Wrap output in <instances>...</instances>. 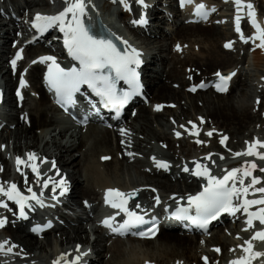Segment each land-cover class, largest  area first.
Here are the masks:
<instances>
[{"label":"bare ground","instance_id":"bare-ground-1","mask_svg":"<svg viewBox=\"0 0 264 264\" xmlns=\"http://www.w3.org/2000/svg\"><path fill=\"white\" fill-rule=\"evenodd\" d=\"M8 1V4L6 0L0 2V40L2 41L0 46V74L5 80L6 87H9L12 83L14 76L18 77L24 61L31 60L40 51H47L46 48L38 44L27 46L23 48L24 61L15 70H7V63L5 66L2 65L4 57L9 54L13 43L16 41V31L19 30L22 34L26 33V26L23 21L29 17V14L34 15L35 10L33 8L35 6L47 4L46 0H22L24 2L22 7L19 4V0ZM205 1L215 4L219 0ZM160 4L161 1H157L150 13L154 19L158 17H161V19L156 21L157 25L154 27L155 30L152 32V36L143 38V45L151 52V64L149 67L147 66V69L152 70L151 72L153 73L151 75L147 73L145 76V84L147 85L146 97L151 96V101L155 105L154 108L147 107L144 104L138 105L132 118L133 123L129 122L127 123L128 126H123V129H125L123 135H119L121 131L113 134L108 130L98 131L93 125L79 131H71L65 121L57 120L54 117L57 111L51 105L49 96L40 83L41 73L45 69L41 65L29 68L27 75L31 88L37 93V99L30 98L25 91L22 108L18 110L14 98L8 97L7 103L8 107L11 108V115L6 116V122L0 130V145H5L0 148V165L3 168L1 176L3 177L9 170L6 155L10 149L18 156L23 151L44 155L48 160L56 162L57 168L67 172L73 183V191L75 190V195L72 194L71 196V198H74L71 200V204L81 209V213L74 220L66 218L68 227L55 226L52 230L43 233L40 240L29 234L24 226H17L15 222L10 221L0 235L6 237L7 240L9 239V246H17L15 251L24 258L25 262L43 261L46 264H48L47 262L52 263L56 260L58 252L66 254L70 249L76 248L78 244L88 243V235L84 225L90 224L94 232L100 234L101 230L95 224L94 216L99 206V203L96 204V202L103 191L116 189L122 193H132L136 190L139 191L140 198L147 202L148 198L153 199L159 194L179 199L184 197L187 191L193 189V180L183 175L182 171L173 177L161 170H156L155 164L152 169L148 166L147 160L150 155L159 154L163 160L169 161L174 169L178 167L181 170L184 165L193 166L204 162L200 159V155L197 152L193 153L191 150L199 151L202 149V151H205L202 157L203 160L212 152L209 151L205 144L198 145L196 141L194 142L189 138L183 137L177 141L176 133L179 132L185 135V132L173 128L167 121L164 122V116H168V118L175 117L179 121L185 119L196 120L197 117H202L205 122L215 125L219 128L218 130L223 129L230 136L247 130L252 124L261 123V116L253 109L256 106L252 107V104H249L248 99L251 98H247V94L243 91L239 97H236V95L225 101L223 99L224 95L214 94L209 89L203 90L205 88L202 87V89L198 82L195 86L197 89L195 95L190 94V90L186 94L182 91L184 87L187 88L189 85L194 84L193 81L197 74L195 71L205 75L212 68L217 69L214 75L216 72L223 75L234 73L232 86H241L242 90H247L246 82L244 78L242 79V74L235 64V62L237 64L244 62V56L238 53L234 54L233 51L227 52L224 49L225 43L233 40L234 37L231 24L226 25L228 26L226 31H222V28L214 23L203 26L201 23L186 24L180 22L176 26L179 13L183 12H179L175 5L171 6L169 4L172 7L170 10H176L177 14L172 20L173 25L176 27L171 37L168 38L169 36L167 37V34L161 28V24L165 22L164 17H162V14L156 15L161 9ZM105 6L106 2L103 4L102 9ZM223 6L224 4H221L220 8ZM11 13L13 15H22V21L20 23L16 22L14 17L9 16ZM127 16L126 10H122L119 13L120 20L126 21ZM9 23L11 28L6 27ZM125 25L127 27V22ZM131 32L137 35L136 32ZM191 38L203 42H211L217 39H224L225 41H222L221 51L218 52L220 56L216 58L210 54L209 59H202L201 51L193 50L191 52L188 46L180 53L175 47H170L171 42L174 43V41L184 46L186 40L190 41ZM165 40H169L166 48L165 44L162 43ZM21 41L22 39L18 40L17 47L13 50L20 47ZM258 44V40H254L252 44L257 49L254 54L256 63L264 59V49L258 47ZM190 47L192 49V46ZM165 52L166 55L162 56ZM157 61L160 62V67L156 65ZM187 67L189 70L194 69L193 78L189 79L191 74L189 75L190 72L186 71ZM211 78L213 76L202 80L206 82ZM173 83H177L179 89L175 88ZM230 89L228 93H230ZM260 99L264 101V91L260 92ZM182 100L185 102L182 103ZM169 102L176 104L175 110L167 109L162 113L156 110V105L163 106L164 103ZM20 115H23V118H20ZM24 119H28V125L23 123ZM174 129L176 131L171 136L168 131ZM68 132L70 133L68 134ZM251 137L249 136V138ZM214 139H216V136H214ZM118 141H123V145L120 146ZM230 143L231 138L228 140V144ZM153 144L166 145L167 152L160 148H155ZM213 145L217 147L218 151L221 150L220 146L216 144V140ZM240 151L244 150H237L234 153ZM135 152L148 157L147 160L140 162L135 155H131L130 158L129 156H124V153L132 154ZM118 156H121V161L118 160ZM210 156L214 157L215 155L211 154ZM105 157L107 159L111 157V163L107 159L102 161V158ZM132 158L136 169L134 170V176H131L123 166V163ZM146 166L150 169H142ZM18 187L23 189L21 180L18 181ZM151 187L156 190L157 195L149 190ZM77 198L80 199L77 200ZM84 201L92 204V210H86ZM154 201L155 199H153L152 203ZM7 205L9 208L7 207L5 214L9 220V218L12 219L9 213L11 204ZM235 223L237 221L233 220L230 221L233 226L224 225L221 228V233L210 239V241L207 240L210 231L207 237L200 239L197 236L161 230L156 239L162 234L163 249L154 254L152 253L153 251L149 253L147 250L148 253L135 252L132 246L135 240L132 238H128L127 242L121 241L119 238L114 240L105 238L102 245L97 243V241L91 244V247L95 248L91 264H145L146 262L150 264H171V262L172 264H180L177 263L178 260H182V264H192L195 263L194 261H196L198 256H200L198 257L200 261L207 257L208 264H215L217 259L228 258L230 249L234 248V253L237 256L240 252L237 249L242 250V247H245L244 241L247 240V236L238 234V228ZM52 235L54 237L53 240L51 239ZM155 240L138 241V243L148 246L154 244ZM127 245L129 249L125 248ZM217 248L220 250L219 252L215 250ZM234 253L232 254L234 255Z\"/></svg>","mask_w":264,"mask_h":264},{"label":"snow or ice","instance_id":"snow-or-ice-1","mask_svg":"<svg viewBox=\"0 0 264 264\" xmlns=\"http://www.w3.org/2000/svg\"><path fill=\"white\" fill-rule=\"evenodd\" d=\"M124 3V0H120ZM138 3L143 4L144 0H137ZM181 5H183L186 0H180ZM191 2V0H187ZM91 3V0H64L65 6L59 12L54 15H45L41 13H36L31 20V25L38 32L47 31L49 28L59 27V30L64 34V47L67 49L68 55L75 61H78V67L63 68L57 62L56 58L53 56H42L39 58L41 63H48V71L45 74V82L48 84L50 89H53L56 94L57 103L60 104H74V96L80 91L81 85H87L92 92L100 98V102L105 108L115 109L117 115H119L120 110L128 103L133 95H136L140 91L139 74L136 68L140 66V52L131 48L129 51L127 48L124 50L118 49L117 45L113 43V40L109 38L114 36V34L109 33L108 35L97 34L93 29L94 25L89 21L85 22L84 17L87 14V4ZM237 5V12L240 11V5L242 0H234ZM248 9V18L252 27L256 29L253 37L247 39L258 40V47L264 49V28H261L255 20V13L252 10V5L249 3L246 5ZM95 8V5H93ZM205 6L199 4L196 6V13L203 18H207V11H204ZM214 11V9H212ZM134 24H145L147 21L141 15L139 20L133 21ZM236 32L240 33V38L242 41L247 42V39L241 33L240 27V16H236ZM117 40H121V43L127 45V41L122 40L120 37H115ZM232 46L231 42L225 43V48H230ZM179 49V45H177ZM21 59V52L17 51L15 58L10 62L13 70L16 67V61ZM36 61H33L35 63ZM135 66V67H134ZM114 73V76L112 75ZM220 77V83L216 84L217 91H226V81L230 79L229 76H221L220 73H216ZM117 80H124L128 85L129 89L121 91L116 87ZM25 81L23 76L20 79V86L23 87ZM202 86V85H201ZM195 91L196 88L190 89ZM16 95L20 97V90L17 89ZM259 103V101H257ZM160 105H156V110L160 109ZM135 114V113H133ZM203 123V120L201 119ZM183 127V125H181ZM195 125L193 128L195 129ZM125 132L121 129V134ZM190 134H196L192 132ZM177 137L180 133H176ZM207 135L211 136L212 132H208ZM228 138L226 136L222 137L220 143L223 145ZM197 143L201 141L197 140ZM123 143V141H121ZM247 143V142H246ZM0 145V148H3ZM257 147L264 148V141L254 140L249 143L247 150L244 153H235V156H240L241 154L247 156H258L260 159H264V155L255 151ZM30 161L35 159L34 153L27 154ZM205 157V159H209ZM104 159H107L105 157ZM223 159V157H221ZM153 161L158 168L167 169L169 167L168 163L165 161H158L153 157ZM22 160L19 156L16 157L17 170L20 171L19 165ZM256 165L253 163L248 168L241 169H231L226 172L223 177H217L210 174V168L201 164H196L195 175L202 176L207 179V184L203 187V190L196 193L195 195H190L187 197V206L178 207L176 212L172 213L177 219L181 221H189L191 224L196 225L200 229L205 231L211 221L216 220L222 213H227L229 215H235V213L242 208V210L248 215L246 221L249 227L252 226L253 219L259 220V223L264 225V207H260L255 212H250L249 208L252 205H264V197L260 199H246L249 190L252 189L253 185L259 183V179L252 176L251 169H254ZM185 171H188L185 168ZM264 171V169H261ZM32 172L39 175L37 171V166H32ZM23 175V173H22ZM243 177H251V183L245 184ZM27 182V181H26ZM39 182V181H38ZM237 182H239L237 184ZM44 187L48 186V181H43ZM59 187V195L63 196L67 192L66 182L61 181L59 185L54 184L52 186L53 192ZM155 191V189H153ZM255 192L264 193V187L255 188ZM28 192L31 196H25L20 193L17 189V185L12 183L7 189L0 185V196L7 197L8 200L13 201L18 206V213L20 219H27L26 209L34 210L31 201H35L40 207H44V201L40 198L43 195L41 192L40 196H37L35 192L32 191L31 187L28 188ZM136 195L135 190L132 193H122L116 189H108L105 193V203L109 204L112 208L118 209L123 212L126 216L122 224L114 226V217L109 216L105 218L101 223L114 232H124L135 228L137 225L144 223V218L142 215L135 211L129 210L126 207L128 199ZM127 197V198H126ZM53 200L57 197L54 195ZM156 203L159 204V197L154 198ZM183 199V198H181ZM239 200L241 203H236L234 201ZM179 205V200L177 201ZM0 207L7 208L8 205L0 200ZM137 208L140 207L139 204L136 205ZM194 210V214H193ZM119 214V213H117ZM6 218L0 217V228H3L6 224ZM50 227L51 225H46ZM44 226L34 227L32 231L36 232L41 230ZM155 226L153 225V228ZM141 237L154 235L153 229H148L147 232L139 231L133 233ZM259 238L264 241V230L256 232L252 239L255 240ZM247 248L243 250L248 253V257H241L232 264H251V260L260 256H264V252H253L252 245L250 242ZM8 241L0 242V252H5L10 254L13 252L15 245L8 246ZM79 249V246H77ZM217 252L220 250L215 249ZM64 259V254H62L59 260H54L52 264H61ZM205 264H207V257L203 258ZM75 260L70 262H65V264H76Z\"/></svg>","mask_w":264,"mask_h":264},{"label":"rangeland","instance_id":"rangeland-1","mask_svg":"<svg viewBox=\"0 0 264 264\" xmlns=\"http://www.w3.org/2000/svg\"><path fill=\"white\" fill-rule=\"evenodd\" d=\"M230 1V0H229ZM163 2H164V0H163ZM263 3H264V0H262V1H258V4H257V8L259 9V11L260 10H262V8H263ZM11 4H12V2H11ZM163 4V3H162ZM230 5V6H229ZM15 6V5H14ZM11 7H12V5H11ZM16 7V6H15ZM226 7V8H225ZM222 10H220V11H218L217 12V14H216V17H213L212 19L213 20H215V23L214 24H218V26L220 25V27L222 28L221 30L222 31H226V26L225 25H228L227 23H229V16H230V13H231V9H232V7H231V4H229L228 3V6H225ZM264 11V10H263ZM25 13V12H24ZM262 17H263V19H264V12L262 13ZM123 21V20H122ZM122 21L120 22V21H118V25L122 28V30H126V28H125V26H124V24L126 23V21H123V23H122ZM164 22V21H163ZM163 24V23H162ZM161 24V25H162ZM208 24H210L209 22H208ZM216 24V25H217ZM207 25V24H206ZM172 25H170V24H168V23H164V33L166 32L167 34H170L171 33V31H172V27H171ZM177 26V25H176ZM175 26V27H176ZM203 26H205V25H203ZM162 28V27H161ZM227 28H228V26H227ZM160 29V28H159ZM163 29V28H162ZM174 29V28H173ZM11 34V33H10ZM167 37H168V35H167ZM171 36H169L168 38H170ZM193 38H191V40L190 41H187L186 40V42L184 43V48H186V46H188L189 48H190V51L191 52H193V48H194V51H201V58L202 59H209L210 58V54L211 55H213L214 57H216V58H218L219 56H220V54L218 53V52H220L221 51V45H222V41L224 42L225 40L224 39H222V40H220V39H217V40H213V41H211V42H203V41H198L197 39H193ZM153 40V39H152ZM156 40H159V39H156ZM174 42H176V41H174ZM163 44H165L164 46H165V48L168 46V43H169V40H165L164 42H162ZM171 43H173V42H171ZM188 45H187V44ZM176 44V43H175ZM174 44V45H175ZM174 45H170V47H175ZM180 46H182V44H179ZM192 46V49H191V47L190 46ZM255 46V45H254ZM177 48V47H176ZM183 48V49H184ZM255 48H256V46H255ZM179 49H180V47H179ZM257 50V49H256ZM178 51V50H177ZM151 53V52H150ZM234 53V52H233ZM238 53V52H237ZM235 54V53H234ZM164 55H166V52L162 55V56H164ZM242 56H244V55H242ZM5 58V57H4ZM4 60V59H3ZM6 60V59H5ZM244 60H245V58H244ZM4 62V61H3ZM2 62V65L3 66H5L4 65V63ZM5 63H6V61H5ZM163 63V62H162ZM244 63V64H243ZM235 64L237 65V68L239 69V71H240V73L242 74V79L244 78V80H245V82H246V87H247V90L246 91H244V90H242V87L241 86H237V87H235V86H232V90L230 89V93H228V95H224V97H223V99H224V101L225 100H227L228 98H231V97H235L236 95V97H239L240 96V94L242 93V91L243 92H245L246 94H247V98H251V99H248V101H249V104L253 107V106H256L257 107V105H256V103H254L253 101H254V98L255 97H259L260 98V93L259 92H261V87H263V89H264V59H262V60H260V62L259 63H256L255 62V60H254V55L253 54H251V56L250 57H248L247 59H246V61L245 62H239L238 64H237V62H235ZM243 64V65H242ZM156 65L158 66V67H160V62L159 61H157L156 62ZM153 66V65H152ZM155 66V65H154ZM241 66V67H240ZM187 69H188V71H187ZM191 70V71H190ZM189 70V68L187 67L186 68V71L189 73V75H190V77H189V79L190 78H193L192 76V74H193V70L194 69H190ZM217 69L216 68H212L210 71H209V73L208 74H201V72H199V71H195L197 74H196V78L194 79V84H198L199 82H198V80H202L204 77L205 78H209V76H211V74H213L215 71H216ZM219 70V69H218ZM152 70H150V72H151ZM152 73V72H151ZM153 74V73H152ZM151 75V74H150ZM149 78V77H148ZM204 78V79H205ZM203 79V80H204ZM206 79V80H207ZM205 80V81H206ZM6 82H7V78H6ZM198 82V83H197ZM12 84H14V82L12 83ZM177 86V87H175V86ZM10 86V85H9ZM173 86L175 87V88H178L179 89V85L177 84V83H173ZM256 86H258L259 87V89L258 90H256L255 91V87ZM231 88V87H230ZM186 89V87H184L183 88V93L184 94H186V93H188V92H185L184 90ZM262 89V91H264ZM184 94H182V96H184ZM195 95V94H194ZM257 95V96H256ZM28 96H29V94H28ZM151 97V96H150ZM257 99V100H260V99ZM148 100H149V98H148ZM196 100H197V98H196ZM27 102V101H26ZM167 102H168V100H167ZM185 101H183L182 100V103H184ZM152 105V103H151V101L149 100V102H148V105ZM164 104H166V105H168V104H174V105H176L174 102H170V103H164ZM262 104V105H261ZM261 104L256 108V107H254L253 109H254V111L255 112H257L260 116H261V123L260 124H252L251 125V127H249L247 130H244L243 132H241V133H239V134H237V135H232V136H230V135H228L227 134V132L226 131H224V133L225 134H227L228 136H229V139L231 138V143L233 142V144L231 145V143L229 144L230 146H228V149H230V150H237L238 148H240V146L243 144L244 145V143L241 141V140H243L244 142H246V140H249V139H251L252 137H253V133H254V137H264V133L262 132V131H264V129L262 128V125L261 124H263V117H262V109H264V106H263V101L261 100ZM250 106V107H251ZM263 106V107H262ZM147 107H149V106H147ZM261 109V110H260ZM166 110V109H165ZM174 110V109H173ZM260 112H261V114H260ZM133 113H134V109L131 111V113L130 114H128L125 118H124V121L122 122V124H125V121L127 122V121H129V119L130 118H132L133 117ZM15 114V113H14ZM13 114V115H14ZM10 115H11V113H10ZM15 116H16V114H15ZM10 118V117H9ZM12 118L13 119H15V117H13L12 116ZM175 118V117H174ZM174 118H168V116H164V122L165 121H167L168 122V120L172 123V122H178L177 120H175ZM133 119H131V121H129V122H131V123H133V121H132ZM186 121H188V120H182V125H185V123H186ZM129 122H127V123H129ZM127 125V124H126ZM128 126V125H127ZM205 126L207 127V129L209 130V131H216L218 134H223V129L222 130H217V129H219L218 127H216L215 125H209V124H205ZM260 128V129H262V130H260L258 127ZM125 127V126H124ZM212 127V129H210ZM254 128H255V130H254ZM37 129H35V131H36ZM68 134H69V132H68ZM172 134V133H171ZM119 135H122V134H119ZM224 135V134H223ZM251 137V138H249V136ZM225 136V135H224ZM211 137V136H210ZM227 137V136H226ZM244 138V139H243ZM246 138H248V139H246ZM228 139V140H229ZM215 140H216V144L218 145V143H217V137H216V139H214V141H213V143L212 144H215ZM252 140V139H251ZM178 141V140H177ZM204 142V141H203ZM210 138L207 140V144H210ZM242 143V144H241ZM242 145V146H243ZM153 146L155 147V148H166V145H156V144H153ZM213 147L214 148H216L217 149V147L216 146H214L213 145ZM234 147V148H233ZM209 149V148H208ZM227 149V148H226ZM227 149V150H228ZM167 150V149H166ZM165 152H167V151H165ZM200 152H201V150H200ZM205 152V151H204ZM215 152V151H214ZM202 153V152H201ZM211 153V152H210ZM76 154V153H75ZM140 154V153H139ZM154 155V154H153ZM137 157H138V160L140 161V162H143V161H145L146 160V158H144V157H142L141 155H137ZM120 161V160H119ZM109 163H111V162H109ZM134 165L135 164H132V163H123V166H124V168H125V170H128V172L131 174V176H134V170H136L135 169V167H134ZM148 168V167H147ZM145 169V168H144ZM260 179H261V177H263V175H264V171H259L257 174H256ZM135 178H139V177H135ZM139 179H142V178H139ZM72 194L73 195H75V190L74 191H72ZM74 198H71V200H73ZM76 199V198H75ZM78 199H80V198H77V200ZM85 227L87 226V225H84ZM221 233V227H218V228H216V229H213L212 230V238L213 237H215V236H217L218 234H220ZM85 236V235H84ZM52 239H53V237H51ZM162 234L160 235V236H158V238L155 240V242H154V244H152V245H148V246H145V245H142V244H139V243H135V244H133L132 246H133V248H134V251L135 252H140V251H142V252H147V251H149V253H150V251L154 254V253H157V252H159L161 249H163V245H162V242H163V240H162ZM247 239H248V237H246ZM250 238V237H249ZM124 243V242H123ZM125 244V243H124ZM129 245V244H128ZM127 245V246H128ZM125 247L126 249H129V246L128 247ZM258 248L260 249V251L261 252H264V245H259L258 246ZM149 249V250H148ZM147 250V251H146ZM158 250V251H157ZM142 252H140V253H142ZM148 253V252H147ZM230 254H232V253H230ZM230 254H229V256H228V258H224L223 260H220V262L219 263H217V261H216V263L215 264H222L224 261H227V260H231L232 258L230 257ZM198 257H200V256H198ZM196 258V261H194L195 263H192V264H201L200 263V259L199 258ZM262 260L264 261V258H262ZM179 261V263H183V261L182 260H178ZM182 261V262H181ZM223 261V262H222ZM193 262V261H192ZM171 264H172V262H171Z\"/></svg>","mask_w":264,"mask_h":264}]
</instances>
